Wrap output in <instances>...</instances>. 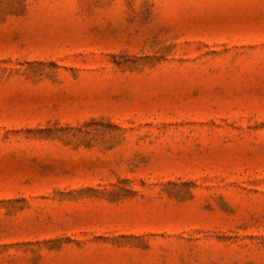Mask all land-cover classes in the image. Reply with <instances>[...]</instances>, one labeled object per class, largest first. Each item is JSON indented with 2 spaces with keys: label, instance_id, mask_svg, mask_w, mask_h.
Returning <instances> with one entry per match:
<instances>
[{
  "label": "rangeland",
  "instance_id": "1",
  "mask_svg": "<svg viewBox=\"0 0 264 264\" xmlns=\"http://www.w3.org/2000/svg\"><path fill=\"white\" fill-rule=\"evenodd\" d=\"M0 264H264V0H0Z\"/></svg>",
  "mask_w": 264,
  "mask_h": 264
}]
</instances>
